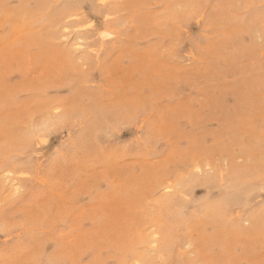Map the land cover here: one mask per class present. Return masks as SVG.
I'll use <instances>...</instances> for the list:
<instances>
[{
    "label": "rangeland",
    "instance_id": "obj_1",
    "mask_svg": "<svg viewBox=\"0 0 264 264\" xmlns=\"http://www.w3.org/2000/svg\"><path fill=\"white\" fill-rule=\"evenodd\" d=\"M0 264H264V0H0Z\"/></svg>",
    "mask_w": 264,
    "mask_h": 264
},
{
    "label": "bare ground",
    "instance_id": "obj_2",
    "mask_svg": "<svg viewBox=\"0 0 264 264\" xmlns=\"http://www.w3.org/2000/svg\"><path fill=\"white\" fill-rule=\"evenodd\" d=\"M67 27V26H66ZM66 34V33H65ZM80 35V34H79ZM78 37V36H77ZM80 38V37H79ZM80 39H82V38H80ZM84 43H86L85 41H84ZM78 44V43H77ZM74 45V44H73ZM80 49V48H79ZM9 171V170H8ZM10 171H12V170H10ZM13 172V171H12ZM14 178H16V176H14ZM13 179V178H12ZM17 179V178H16ZM16 184H17V182H16ZM18 185V184H17ZM165 187H166V185H165ZM168 188H169V185H168ZM171 188V187H170ZM188 198V197H187ZM157 234V233H156Z\"/></svg>",
    "mask_w": 264,
    "mask_h": 264
}]
</instances>
